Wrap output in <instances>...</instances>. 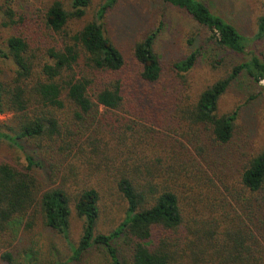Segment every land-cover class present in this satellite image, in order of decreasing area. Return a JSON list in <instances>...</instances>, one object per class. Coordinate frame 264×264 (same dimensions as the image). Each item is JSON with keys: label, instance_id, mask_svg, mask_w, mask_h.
<instances>
[{"label": "trees", "instance_id": "trees-1", "mask_svg": "<svg viewBox=\"0 0 264 264\" xmlns=\"http://www.w3.org/2000/svg\"><path fill=\"white\" fill-rule=\"evenodd\" d=\"M161 2L204 31L172 65L183 91L154 51L159 27L133 45L129 59L106 36L116 0L80 28L90 0L54 1L37 17L0 6V28L12 33L0 41V115L13 121L0 127V144L23 159L0 160L3 264H14L15 245L38 225L68 241L74 262L97 251L104 264H264V145L250 150L237 109L219 112L241 80L250 89L246 103L264 92V55L252 47L264 41V0L256 2L252 37L199 0ZM229 56L240 60L192 95L188 77L199 61L216 71ZM125 115L173 128L193 149V170L152 144L149 130L136 135L129 123L142 127ZM105 189L126 206L108 234L96 232ZM73 212L82 221L75 245Z\"/></svg>", "mask_w": 264, "mask_h": 264}, {"label": "rangeland", "instance_id": "rangeland-1", "mask_svg": "<svg viewBox=\"0 0 264 264\" xmlns=\"http://www.w3.org/2000/svg\"><path fill=\"white\" fill-rule=\"evenodd\" d=\"M54 1H60L64 4L68 2V0H0V6L4 10L5 4H8L18 15L37 17L44 13V10ZM105 1L90 0L86 16L81 21L76 22L75 27L80 28L87 22L92 21L96 11ZM199 1L205 3L211 11L233 24L243 36L252 37L255 19L258 14L256 8L258 0ZM158 27L160 30L154 43V51L166 69V73L174 87L183 91L185 85L176 78L177 75L172 70V65L185 57L192 47H195V45H192V47L187 45V41L191 37L198 35L194 41L196 45L203 39V30L186 15L162 3L161 0H116L115 5L107 12L104 19L106 36L126 59H129L133 45L147 32L158 29ZM11 34V31L0 28V41L5 40ZM252 47L264 55V41L254 42ZM239 60L233 56L226 57L219 70L211 71L202 58L188 77L191 94H198L218 79L235 61ZM6 69L3 72L6 73L8 71ZM240 83L233 85L227 94L223 96L219 103V112L226 113L237 109L239 111V123L244 126L243 130L248 131L251 135L250 150L259 151L264 145V92L256 102L246 103L247 92L250 89H248V84L244 80H241ZM127 117L125 119L129 121L134 120ZM135 121L138 123L137 125L142 127L141 129L129 123L136 135H142V139H144L143 134L147 132L145 129L149 130L147 133L150 135L149 140L152 144L155 143L163 147L162 149L165 150L163 153L171 151L169 155L173 154L172 156L177 158L181 165L187 164L189 172L193 170L191 164L195 159L193 149L186 140H183L177 134L174 135L173 128L170 127L169 130H165L164 128L152 127L138 120ZM12 123L11 115H0V127L3 125L12 126ZM172 150L180 155L178 156ZM78 159L81 160V157L78 156ZM0 160L22 161L23 159L18 151L0 144ZM59 168L62 169L63 166L61 165ZM90 169L93 170L94 167L88 164L86 170ZM102 191L105 194L99 204L100 213L96 232L108 234L123 219L126 206L113 189ZM81 230L82 221L78 220L73 212L69 228V242L71 244L75 245L77 243ZM12 251L14 253V264H104L105 261L104 254L97 251L84 256L79 262L71 261V249L68 241L54 232L42 228L40 225L33 230L30 236L17 243ZM0 264H3L1 259Z\"/></svg>", "mask_w": 264, "mask_h": 264}]
</instances>
